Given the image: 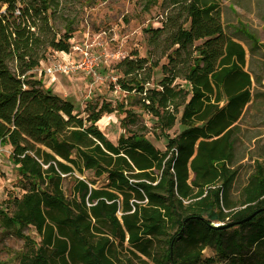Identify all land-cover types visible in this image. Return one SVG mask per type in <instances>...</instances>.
I'll return each mask as SVG.
<instances>
[{"label": "trees", "instance_id": "obj_1", "mask_svg": "<svg viewBox=\"0 0 264 264\" xmlns=\"http://www.w3.org/2000/svg\"><path fill=\"white\" fill-rule=\"evenodd\" d=\"M167 1L162 26L148 30L152 59L135 52L116 65L130 105L162 133L179 120L162 150L130 130L136 115L126 104L104 101L84 118L36 77L48 54L72 49L57 0H0V145L12 148L23 191L0 204V229L24 239L16 264H264V154L251 156L231 197L246 158L236 157V132L262 80L253 55L264 43L247 27L227 32L232 0ZM162 58L163 76L148 87ZM116 111L127 112L130 134L113 142L97 122ZM209 246L217 257L203 255Z\"/></svg>", "mask_w": 264, "mask_h": 264}, {"label": "rangeland", "instance_id": "obj_2", "mask_svg": "<svg viewBox=\"0 0 264 264\" xmlns=\"http://www.w3.org/2000/svg\"><path fill=\"white\" fill-rule=\"evenodd\" d=\"M57 26L64 31L66 25L73 28L72 46L89 48L94 56L101 61L98 76L83 75L80 73L65 76L61 73L47 75L44 71L53 61L59 59L57 52L48 54L40 68L36 69L37 78L43 79L44 86L54 93L67 96L75 102V112L86 118L93 106L98 107L104 102H111L113 106L121 103L126 104L127 109L136 115V122L130 124V130H137L145 134L156 147L165 149L168 138L174 137L182 130L179 120L175 126L162 133L156 123V119L143 112L137 105H130L126 97L116 84L121 75L116 69L117 63L125 57L132 56L135 52L141 57H148V44L151 28L162 26L171 6L167 0H57ZM223 20L227 32L238 36L241 27H247L258 34L264 43V0H232L225 1L223 6ZM247 38H244L246 40ZM243 42L250 58L249 45ZM79 52L73 51L76 59ZM156 59V56H153ZM253 65L255 72L262 76L261 82L255 87L256 99L251 104L242 120L239 122L237 136L236 157L246 158L239 161V176L234 183L231 197L236 199L239 189L247 182L249 174L253 170L254 160L252 155L264 154V49L254 52ZM167 63L166 58L160 60L159 66L154 70L152 84L154 87L162 78V64ZM253 64V63H252ZM252 67V66H251ZM129 103V104H128ZM126 111H116L105 114L97 126L113 142L119 137L128 136L130 133L123 128L122 122H128ZM12 148L9 145H0V204L12 196L19 197L22 194L20 188V176L11 158ZM90 179H94L93 173H85ZM97 186H101L106 179L97 180ZM74 183V177L65 181V188L69 190ZM220 223H215L218 225ZM40 240L34 227H27L23 231ZM25 242L22 237L15 233H9L0 229V263L16 264L17 254L23 251ZM206 257H217L214 247H207L203 251ZM135 263H139L135 260Z\"/></svg>", "mask_w": 264, "mask_h": 264}, {"label": "built area", "instance_id": "obj_3", "mask_svg": "<svg viewBox=\"0 0 264 264\" xmlns=\"http://www.w3.org/2000/svg\"><path fill=\"white\" fill-rule=\"evenodd\" d=\"M73 51L79 52V56L75 59ZM59 59L53 61L47 68L44 69L47 75L61 73L65 76H72L80 73L83 75L98 76V69L101 61L94 56L89 48L72 46L70 52H57Z\"/></svg>", "mask_w": 264, "mask_h": 264}, {"label": "water", "instance_id": "obj_4", "mask_svg": "<svg viewBox=\"0 0 264 264\" xmlns=\"http://www.w3.org/2000/svg\"><path fill=\"white\" fill-rule=\"evenodd\" d=\"M258 212V211H257ZM257 212L253 213L252 215L248 216L247 218H245L244 220H242L241 222L243 221H247L249 219H251L255 214H257ZM229 225H232V223H230Z\"/></svg>", "mask_w": 264, "mask_h": 264}]
</instances>
